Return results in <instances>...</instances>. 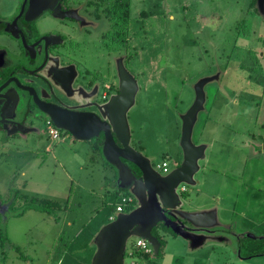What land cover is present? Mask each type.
<instances>
[{"label": "rangeland", "instance_id": "rangeland-1", "mask_svg": "<svg viewBox=\"0 0 264 264\" xmlns=\"http://www.w3.org/2000/svg\"><path fill=\"white\" fill-rule=\"evenodd\" d=\"M125 9L124 44L112 39L116 50L124 49L128 61L121 65L137 86L126 114L129 145L159 173L163 161L169 172L178 167L182 116L205 79L191 129L204 158L197 160L194 184H181L177 193L185 188L183 212L211 207L216 221L211 237L194 248V241L163 235L161 258L128 256L131 236L124 263L264 264V0H124ZM55 23L44 16L38 26L46 31ZM99 36L98 27L73 38L85 43L86 63L114 73L116 52L101 46ZM2 137L0 229L7 240L0 264H91L95 236L122 198L132 200L124 212L134 210L136 196L117 190L116 169L93 149L94 139L79 141L61 130L52 139L44 122L32 133ZM33 197L62 207L51 215L29 209L12 216ZM255 245L261 256L246 259Z\"/></svg>", "mask_w": 264, "mask_h": 264}, {"label": "flooded vegetation", "instance_id": "flooded-vegetation-1", "mask_svg": "<svg viewBox=\"0 0 264 264\" xmlns=\"http://www.w3.org/2000/svg\"><path fill=\"white\" fill-rule=\"evenodd\" d=\"M123 2L124 0H49L51 9H43L32 17L27 13L29 0H0L2 138L8 139L18 132L32 133L35 131V124L43 122L46 129L49 125L54 126L38 103L74 112L93 113L101 118L107 99L118 93L117 65L128 61V57L122 56L124 49L116 50L117 45L113 44L112 39H120L124 44L121 37H124V23L128 14L125 18L120 11ZM44 16L51 17L56 23L53 28L41 31L38 24ZM98 27L101 46L116 52L114 73L86 63L82 48L85 43L73 38L78 34L90 36ZM75 52L81 59H77ZM127 165L140 177L134 166L129 163ZM161 172L157 173H168ZM181 189L180 197L185 193L183 186ZM167 217L170 218L169 215ZM262 239L258 238L263 242ZM246 248L249 250L252 247L247 244ZM258 256L261 253H252L245 258Z\"/></svg>", "mask_w": 264, "mask_h": 264}, {"label": "water", "instance_id": "water-1", "mask_svg": "<svg viewBox=\"0 0 264 264\" xmlns=\"http://www.w3.org/2000/svg\"><path fill=\"white\" fill-rule=\"evenodd\" d=\"M29 1L27 13L32 17L43 9H51L49 0ZM117 72L118 93L106 102L101 118L93 113L38 103L54 127L69 133L74 139L89 141L102 135L101 154L105 162L115 167L119 187L131 189L139 201L134 210L117 214L100 229L94 238L96 251L91 264H124L126 243L131 236L145 239L152 245L153 253L157 254L159 243L151 232L159 223H163L173 234L189 242L194 241L192 247H197L202 240L211 237L216 221L214 210L183 212L180 209V193H177L181 184H194L192 177L198 169L197 160L204 158V146H194L191 142V129L197 113L202 109L204 93L201 85L206 80L198 83L195 100L182 116V162L167 174L160 175L147 158L129 145L126 114L134 103L137 86L121 64ZM128 163L139 171L140 177L135 175Z\"/></svg>", "mask_w": 264, "mask_h": 264}, {"label": "trees", "instance_id": "trees-1", "mask_svg": "<svg viewBox=\"0 0 264 264\" xmlns=\"http://www.w3.org/2000/svg\"><path fill=\"white\" fill-rule=\"evenodd\" d=\"M125 11L126 12H124V16L126 18L128 10L125 9ZM101 141H102V135L94 139V145H93V149L100 152V154H101ZM101 157H103L102 154H101ZM115 177H116V181L118 182L117 171H115ZM117 185L119 187V183ZM121 189L123 188L119 187L117 190H121ZM61 207H62L61 204H59L58 202L33 197L30 199L29 204L25 205L24 209H22L19 212L12 213V216L20 217L25 213L26 210H29V209H33L35 211H39V212H43L45 214L51 215L54 213L53 211L60 210ZM10 209L11 208H9V210ZM151 233L158 240V243H159V249H158L157 254L155 255L157 258H161L163 255V250H164L165 243H166L162 236L166 234H171L174 236V234L163 223H159V225H157L155 228L152 229ZM6 240H7L6 236L4 235L2 229H0V245H3V243ZM254 248H255V252L253 253H258V250H256L258 249V245H255Z\"/></svg>", "mask_w": 264, "mask_h": 264}, {"label": "built area", "instance_id": "built-area-1", "mask_svg": "<svg viewBox=\"0 0 264 264\" xmlns=\"http://www.w3.org/2000/svg\"><path fill=\"white\" fill-rule=\"evenodd\" d=\"M59 131L60 130H58L54 126L49 125L47 127L48 135L52 139H57L59 137ZM167 166H168L167 162L163 161L159 167V169H161L162 173L168 172ZM181 190L183 191V189H181ZM122 202H123V204L117 205L115 207L116 214L125 213L124 208L126 206L130 205L132 203V200L130 198H122ZM135 254H137V255H148L149 256V255L153 254V250H152V247L150 246V244L145 239L136 238L134 240V242H132L130 245V252H129L128 256L133 257ZM130 264H134V263H130Z\"/></svg>", "mask_w": 264, "mask_h": 264}, {"label": "crops", "instance_id": "crops-1", "mask_svg": "<svg viewBox=\"0 0 264 264\" xmlns=\"http://www.w3.org/2000/svg\"><path fill=\"white\" fill-rule=\"evenodd\" d=\"M167 169H168V166H167ZM209 210H212L211 207H208V208H202V209H199L197 211L201 212V211H209ZM114 217L110 218V221L113 219Z\"/></svg>", "mask_w": 264, "mask_h": 264}]
</instances>
